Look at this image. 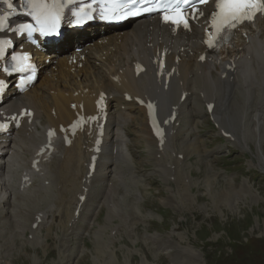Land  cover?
Segmentation results:
<instances>
[{
    "label": "rangeland",
    "instance_id": "1",
    "mask_svg": "<svg viewBox=\"0 0 264 264\" xmlns=\"http://www.w3.org/2000/svg\"><path fill=\"white\" fill-rule=\"evenodd\" d=\"M186 87L187 94L197 91L190 83ZM250 106L253 110L255 104ZM195 108L198 120L201 104L197 102ZM262 110L264 106L259 111L263 127L254 129L253 123L249 124L245 133L235 136L241 145L233 139L225 156L211 160L203 157V141L197 139V151L193 143L203 130L219 139L217 126L208 118L201 120L202 123L195 120L191 126L194 131L185 135V116H180L177 130L174 128L175 133H181L180 138L168 144L172 154L169 151L155 153V149L144 151L142 147L150 143L144 139V121L136 120L129 128L128 139L134 156L128 164L135 172L121 174L122 184L133 197L114 198L111 195L114 187L105 191L103 208L88 235L72 241L77 246L72 254L74 262L68 259L66 248H61V239L68 237L60 232L58 222H45L51 225L50 235L56 237L52 243L45 238V229L30 226L41 207L48 204L49 208H54L50 199V194L56 196L53 186L45 193H41L39 187L34 188V192L28 190L13 200L17 211L10 210L4 220L17 215L20 223L24 222L19 232L12 233V239L17 243L21 233L25 248L22 243H13L8 230L0 226V264H264ZM186 121L187 128L191 123L188 115ZM175 145H180L182 150L174 149ZM141 161L145 163H139ZM75 169L72 155L62 175L71 188L78 179ZM64 187L66 189L67 185ZM113 192L118 194L116 190ZM42 213L53 214L51 210H42Z\"/></svg>",
    "mask_w": 264,
    "mask_h": 264
},
{
    "label": "bare ground",
    "instance_id": "2",
    "mask_svg": "<svg viewBox=\"0 0 264 264\" xmlns=\"http://www.w3.org/2000/svg\"><path fill=\"white\" fill-rule=\"evenodd\" d=\"M210 8L211 4L205 6L204 11H209ZM260 25L263 26H259V29L262 31L260 37H264V20L260 21ZM132 32L133 30H130L129 32L115 33L110 36H106V32L103 34V36H101L99 33H91V35L86 37H83V34H89L87 31L73 32V34L69 35L67 39L73 38L76 43L81 45V51L77 53L74 50H71L69 53H67L69 54L68 56L63 55L58 57L57 63L52 66L50 70L45 72L40 84H38L40 90L36 88L38 83L36 82L28 92L25 94H18L15 96L14 100L5 103L3 107L0 108V111L6 110L15 111V113H18L23 107L31 108L34 111V117L31 124L25 125V130L30 133L29 135H32L33 131L36 130L37 121L49 127L57 126L59 122L69 121L75 112V109H73L71 106L73 103L78 106V104L82 102L84 109L90 112L92 110V102L96 98L97 93L103 91L108 96L112 93L122 96L124 93H127L135 97H143L145 100L150 101L156 106V110L159 114L158 120L165 131L164 139L166 141L164 146H162V149L158 147V142H155L154 144L152 141V139L155 138L150 134V130L147 126V117L145 111L141 109V107H138V109L143 112V115H140V117L136 116L135 120H140V122L144 121L143 128L145 129L146 133V135H144V139L150 143L148 147L143 146V150L149 152L156 147V151H162L166 147L169 138H176L179 136L178 133H172L173 126L180 118V110L185 108V105L188 104L185 102L179 104V99L182 93L187 95V88L178 87V75L172 76L168 86L166 87L163 85L162 81L153 74V71L150 68H148L145 74L134 77L132 75V61H128L126 58L120 57L119 55H117L116 58L109 56L111 54H108L100 59L93 58L95 54L99 52L101 47H106L108 45L113 46L114 49L118 51L122 43L126 42L127 40L129 41V37ZM192 34L200 37L201 28L196 27L192 31ZM131 36H134V34ZM248 36V43L238 44L237 46L235 55L239 54V57L235 60L236 67L233 72H227L228 76L224 80L218 81L219 83L211 87V84H209L208 81L210 83H214V69L212 66L208 68L206 65L204 66L205 71L203 69V73L197 78L198 87L194 85V87L198 88V92L195 94L198 101L203 99L202 103H209L210 100L215 102V108L211 111V115L213 118V123L218 128L219 134L222 135V133L226 132L227 138L231 137L237 141L239 145H241V142H239L238 138L235 137L237 136V133H245V131L249 129L248 126L251 123H253L254 129H258L260 126L263 127V117H260L261 113H259V111L264 106V51L261 47V44L257 42V35L249 33ZM118 37H121V40H118ZM192 45V41L184 42V46L187 50ZM63 47L60 46L58 50L63 52ZM82 55L85 57L83 60L80 59ZM54 56L57 57V55ZM36 58L44 66V54L38 53ZM167 59L170 61L172 60V58ZM97 60L100 62L102 71L97 70L95 65ZM188 66L189 63L187 62L185 66L184 62V65L181 68L184 81L185 75H189V72H186ZM219 66L222 68L223 64L219 63ZM221 74L222 72L219 73L218 71L217 76L219 77ZM42 86L46 88L44 94V89H41L43 88ZM175 93L177 96L176 103L173 102V96ZM252 103L255 104L253 110L250 109V105ZM189 105L192 111L194 106L192 103ZM173 111H175L178 117L172 124H169L167 118ZM249 111H251L250 114H248ZM195 112L197 111L195 110ZM133 119L134 118L131 119L132 122ZM123 122L126 123L127 120H123ZM131 124L133 123H130L127 126V129H129ZM117 125H120V121L117 122ZM243 125L244 130H242ZM137 133L141 134L138 131ZM24 137L26 136L22 133H19L17 136L18 139H23ZM85 140L86 137L84 136V133H79L74 137L69 146H63L62 143L58 146V148L61 150L62 156L57 159L59 163L55 167V172L52 175V181L56 186V196L53 197L50 194V199L54 202V208H48L47 205L41 207L45 212L51 210L53 214H43L42 210H40L37 212V216H35L30 223V226L32 225L33 227V224L37 221L36 219L40 218L42 223H38L36 228L39 230L45 229L47 233L44 236L49 243H52L56 240V237L50 235L51 225L49 226L48 224H45V222L48 220L58 222L59 224H56L60 228V232L67 235L68 237L66 240L61 239V248L64 247L66 248V251H69V260L73 258L72 253L74 252L76 245L72 243L73 239L71 238L72 236L69 235V227L67 223H65V218H70L69 213L73 204L74 207L72 212L76 209L77 200L80 195H86L89 191H93L92 194L91 192L90 194H87V197L91 200L93 197L97 198L98 193H100L98 191H101L104 188L103 184L95 188V191L92 189L84 191L82 189V179L86 175V169L85 172H83L84 167L82 166V163L85 159V150L83 149V143ZM7 141V137H0V145L5 144ZM32 142L35 144V152L39 143H36L35 140H32ZM193 143L194 150L197 151L199 141L195 138ZM257 146L259 145L257 144ZM259 154L261 153L258 152V155ZM72 155L76 163L74 175L76 177L78 176L76 184L73 188H71L70 182H68L66 178H62L64 171L68 169V163ZM112 160L115 162V158H112ZM52 168H54L53 165ZM116 177H112L113 180L110 184V187H114L118 193L116 197L119 196L124 198V196H130L132 198L133 194H130V190L125 189L122 182L120 181L121 175L119 178ZM49 178V176H46L47 180ZM89 182L90 180L88 179L86 183ZM107 184L109 185V182H107ZM3 185V183L0 184L1 187H3ZM65 185H67L66 189L64 187ZM31 186L39 187V191L41 193H45L47 189L40 188L39 183L36 180L31 182ZM20 196L22 197L23 195ZM7 201L8 196L2 197L0 199V221L4 219L6 214L4 204L7 203ZM102 208L100 211L98 210L96 212L94 218L95 221L99 217ZM13 210L17 211V208ZM15 217L17 220H14L13 216L11 221L6 220L0 225L8 230L13 243L15 242L12 239V233H14V231L19 232V226L24 224L23 221L20 223V219L17 215H15ZM12 225H14V230L13 232H10ZM32 231L33 233H38L37 230ZM21 237L22 236L20 233L18 242L15 244L19 245V243H22L24 247ZM58 239H60L59 236ZM48 252L51 254L52 251L48 250ZM72 261L74 262V259H72Z\"/></svg>",
    "mask_w": 264,
    "mask_h": 264
},
{
    "label": "snow or ice",
    "instance_id": "3",
    "mask_svg": "<svg viewBox=\"0 0 264 264\" xmlns=\"http://www.w3.org/2000/svg\"><path fill=\"white\" fill-rule=\"evenodd\" d=\"M97 2V0H93ZM205 4L207 0H198ZM9 9H12L11 0H7ZM193 3V0H127V3L117 5L113 0L112 6L101 5L100 16L102 19H122L126 15H139L141 12L160 11L165 21H171L173 24L183 23L187 28V20L183 10ZM27 15L32 18L34 23H21L15 31L19 34H27L29 37L33 33L39 32L42 36H48L58 33L59 23L64 7V0H26ZM217 11L212 15V27L216 34L210 37L207 43L209 47L213 46L214 39L223 31L236 27L238 23L253 19L257 11L264 10V0H216ZM14 10V9H13ZM95 11L89 3L88 10L79 7L73 12L77 17L76 23H80L83 18ZM121 14H117V13ZM8 14L0 16V31L7 26ZM11 44V40H0V58L4 55L5 46ZM15 64L11 72L23 73L32 69L29 63L27 53L23 55H14L12 57ZM203 59V57H202ZM34 71V69H32ZM9 71V69H5ZM23 83V81H22ZM3 81H0V91H3ZM151 109L152 105H148Z\"/></svg>",
    "mask_w": 264,
    "mask_h": 264
}]
</instances>
